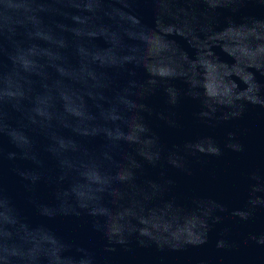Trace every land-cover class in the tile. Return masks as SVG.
Masks as SVG:
<instances>
[{"label": "water", "instance_id": "1", "mask_svg": "<svg viewBox=\"0 0 264 264\" xmlns=\"http://www.w3.org/2000/svg\"><path fill=\"white\" fill-rule=\"evenodd\" d=\"M0 264H264V0H0Z\"/></svg>", "mask_w": 264, "mask_h": 264}]
</instances>
